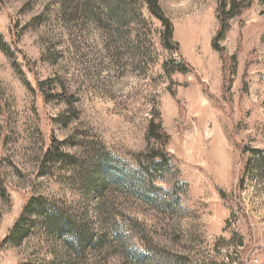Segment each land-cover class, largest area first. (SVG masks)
I'll return each instance as SVG.
<instances>
[{"label":"rangeland","instance_id":"rangeland-1","mask_svg":"<svg viewBox=\"0 0 264 264\" xmlns=\"http://www.w3.org/2000/svg\"><path fill=\"white\" fill-rule=\"evenodd\" d=\"M158 1L0 0V264H264V0Z\"/></svg>","mask_w":264,"mask_h":264},{"label":"trees","instance_id":"trees-1","mask_svg":"<svg viewBox=\"0 0 264 264\" xmlns=\"http://www.w3.org/2000/svg\"><path fill=\"white\" fill-rule=\"evenodd\" d=\"M147 4L148 10L152 15H154L162 24V42L163 45L172 50H178V43L173 40V24L170 19L165 15L162 10L158 0H144ZM254 0H220L217 7V19L219 23V28L217 34L212 40V45L216 49H222L218 45V40L221 39L226 31L228 26V20L234 16H239L241 12L250 7ZM163 66L167 75L169 76L170 83H173L171 79V74L175 71L181 70H190L188 64L182 59L179 58L175 60H165ZM44 86L58 87V90L52 93L51 98L63 101L70 104L77 99L75 90L71 87L66 74L61 73L54 77L46 78L44 80L35 79L34 87L41 91ZM174 95V93H173ZM145 137L156 142V147L152 149L151 154L153 158L158 159L160 162L166 163L169 156H171L166 150V144L169 140V137L165 134L161 126L160 114L156 109L153 110V117L148 121L145 129ZM51 143L53 144L55 138L53 134L50 135ZM30 201L26 200L22 208L21 213L9 228L8 234L6 235V240L8 238H13L17 236L20 232L18 228L19 222L24 214V211L29 207Z\"/></svg>","mask_w":264,"mask_h":264}]
</instances>
